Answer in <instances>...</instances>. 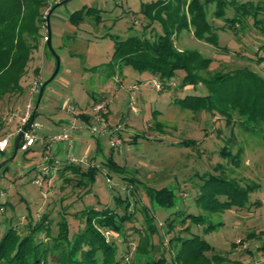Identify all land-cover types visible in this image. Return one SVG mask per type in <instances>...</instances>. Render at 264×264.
<instances>
[{
  "label": "rangeland",
  "instance_id": "1",
  "mask_svg": "<svg viewBox=\"0 0 264 264\" xmlns=\"http://www.w3.org/2000/svg\"><path fill=\"white\" fill-rule=\"evenodd\" d=\"M62 1L49 0V8L44 10L38 49L20 81L25 92L0 99V140L13 134L7 150L0 152V233L10 227L24 231L46 214L54 234L57 222L66 215L74 235L83 228L77 213L108 209L124 216L128 209L133 216L124 220L125 234L106 232L105 236L117 242L123 263L133 264L139 260L135 254L146 226L145 208L158 231L152 237L157 247L154 255L171 261L175 250L169 246L173 233L166 230L167 220L185 212L203 215L204 224H193L191 230L213 247L214 255L227 258V264H264L262 135L244 131L236 116V124L229 126L216 111H195L188 96L205 94L204 87L182 86V71L172 79H162L113 60L116 39H155L162 34L161 25L145 12L147 5L157 0H69L56 8L50 18L51 44L60 69L36 109L38 94H31L30 88L36 81L42 85L48 81L57 66L56 56L47 46L46 18ZM239 1L262 6L260 19L264 20V0ZM214 8L211 5L208 20L218 29L220 46L196 38L192 25L175 36L176 46L212 59V72L248 68L264 78V35L251 18L244 26L237 25V32L228 29L224 18L212 16ZM89 9L96 13L87 15ZM80 11H84L82 20L73 23L70 16ZM182 11L190 18L187 6ZM226 15L233 17L234 9L228 8ZM100 105L104 110L95 109ZM33 109L37 110L35 122L41 125L36 131L38 140L27 152L19 148L9 161L23 119ZM65 130L73 131L72 146L50 141ZM226 148L232 154L240 151L239 156L224 155ZM69 156L86 157V163L75 165L84 172L93 169L91 175L84 179L70 172L63 175L61 169L72 164ZM210 176L255 187L244 207L209 213L202 211L197 199ZM148 188L172 190L174 205L156 206L150 201ZM211 225L212 231L206 230ZM183 229L178 222L175 235Z\"/></svg>",
  "mask_w": 264,
  "mask_h": 264
},
{
  "label": "trees",
  "instance_id": "2",
  "mask_svg": "<svg viewBox=\"0 0 264 264\" xmlns=\"http://www.w3.org/2000/svg\"><path fill=\"white\" fill-rule=\"evenodd\" d=\"M157 0L147 5L145 12L152 22H158L162 34L154 38L130 37L126 41L116 39L113 60L116 64L132 65L138 70H148L162 79H172L177 71L184 72L182 86L201 84L204 93L191 97L193 108L218 112L227 125L235 123L248 133H260L264 139V78L248 68L233 71L212 72L213 60L194 50H181L175 44V36L189 26L194 27L196 38L219 47L217 28L208 20L211 5H215L212 16L225 19L228 29L237 32L239 24L244 26L247 18L264 35V20L260 19L262 6L239 0ZM49 0H0V99L6 95L25 92L21 79L27 73L32 54L38 49L44 10L49 8ZM187 6L190 18L184 14ZM234 9V16L226 15L227 9ZM89 9L87 15H94ZM84 11L70 16L73 23L82 20ZM100 21L99 18H97ZM222 28V27H220ZM217 29V31H216ZM186 98V101L188 100ZM37 110L30 116L36 118ZM29 120V121H30ZM233 138L235 134L232 132ZM20 143V147L23 144ZM28 149L26 150V152ZM4 153V152H2ZM224 155L232 154L227 148ZM232 154V157H238ZM62 174L71 172L83 177L91 175V169L84 172L75 164L65 165ZM64 172V173H63ZM255 186L241 187L235 180L210 176L201 186L197 203L202 211L223 213L232 207H244L248 194ZM150 201L156 206L169 208L176 201L170 189H147ZM144 231L136 248L138 261L133 264H227L228 259L214 255L213 247L201 236L193 234V224H204L203 215L177 212L167 220L166 230L173 233L169 246L175 250L169 261L164 255H154L157 249L152 237L158 233L154 217L143 209ZM83 221V228L71 235L66 215L57 222L58 231L54 234L50 216L44 214L39 221L27 225L26 231L10 227L0 233V264H124L115 240H107L105 233L114 236L125 234V219L133 213L126 209L124 216L108 209L88 210L75 214ZM130 217V218H129ZM133 221V220H132ZM184 226L183 232L175 235L177 223ZM213 226L206 230L212 231ZM104 232V233H103ZM188 236H182V234ZM41 235L45 238L42 239ZM211 253V255H208ZM141 258V259H140Z\"/></svg>",
  "mask_w": 264,
  "mask_h": 264
},
{
  "label": "built area",
  "instance_id": "3",
  "mask_svg": "<svg viewBox=\"0 0 264 264\" xmlns=\"http://www.w3.org/2000/svg\"><path fill=\"white\" fill-rule=\"evenodd\" d=\"M42 85V81H36L33 86H31L30 88V92L31 94H38L39 93V90H40V87ZM157 88L159 90H162L163 87L161 84H158L157 85ZM30 107V105H29ZM96 110H104V106L100 105L98 107L95 108ZM30 114L27 113L26 114V118L23 119V124H22V127L19 128L18 132L22 130V128L29 122L30 120ZM41 128V125H39L38 123H36L34 121V123L32 124L30 130L25 133V136H24V140H23V144L21 146V149L23 150H27L29 149L30 147H33L36 142H37V134H36V131L38 129ZM94 132L96 131V128H93L92 129ZM17 132V133H18ZM15 133V134H17ZM13 136V134L9 135V137L7 138H4L2 140H0V152H5L7 150V148L9 147V139ZM51 142H54V143H67L69 146H72L73 145V131L71 130H65V132L62 134V135H58L56 137H53L52 139H50ZM120 142V140H116L113 142V146H115L116 144H118ZM68 160L71 161L72 164H83V163H86L88 160L86 159V157H83L81 159H76L74 157H68ZM87 160V161H86ZM58 163V161H57Z\"/></svg>",
  "mask_w": 264,
  "mask_h": 264
},
{
  "label": "water",
  "instance_id": "4",
  "mask_svg": "<svg viewBox=\"0 0 264 264\" xmlns=\"http://www.w3.org/2000/svg\"><path fill=\"white\" fill-rule=\"evenodd\" d=\"M69 0H65V1H62L61 3H57L51 10L50 12L48 13L47 15V18H46V25H47V31H48V37H47V46L48 48L52 51V53L56 56V60H57V66H56V70L53 74V76L48 80L46 81L43 85H41L40 87V90H39V93H38V99H37V105H36V109L39 107L40 103H41V100H42V97H43V94H44V91H45V88L46 86L53 81V79L56 77V75L58 74L59 72V69H60V59L59 57L55 54V52L53 51V48H52V44H51V26H50V18H51V14L52 12L58 8L60 5L64 4V3H67ZM35 121V118H32L23 128L22 130L17 134L16 136V139H15V143H14V149H13V153H12V157L9 161L13 160L14 157L16 156L17 152H18V149L20 147V143L22 141V139L24 138L25 136V133H27L32 124L34 123ZM8 163L5 162V164Z\"/></svg>",
  "mask_w": 264,
  "mask_h": 264
},
{
  "label": "crops",
  "instance_id": "5",
  "mask_svg": "<svg viewBox=\"0 0 264 264\" xmlns=\"http://www.w3.org/2000/svg\"><path fill=\"white\" fill-rule=\"evenodd\" d=\"M184 73V72H183ZM68 175V172L66 173ZM70 175H72V173L70 172ZM74 176V175H73ZM76 176V175H75Z\"/></svg>",
  "mask_w": 264,
  "mask_h": 264
}]
</instances>
